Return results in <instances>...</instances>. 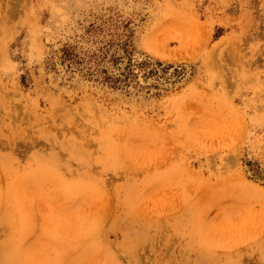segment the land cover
<instances>
[{
	"label": "rangeland",
	"instance_id": "1",
	"mask_svg": "<svg viewBox=\"0 0 264 264\" xmlns=\"http://www.w3.org/2000/svg\"><path fill=\"white\" fill-rule=\"evenodd\" d=\"M0 264H264V0H0Z\"/></svg>",
	"mask_w": 264,
	"mask_h": 264
},
{
	"label": "bare ground",
	"instance_id": "2",
	"mask_svg": "<svg viewBox=\"0 0 264 264\" xmlns=\"http://www.w3.org/2000/svg\"><path fill=\"white\" fill-rule=\"evenodd\" d=\"M1 57V56H0Z\"/></svg>",
	"mask_w": 264,
	"mask_h": 264
}]
</instances>
